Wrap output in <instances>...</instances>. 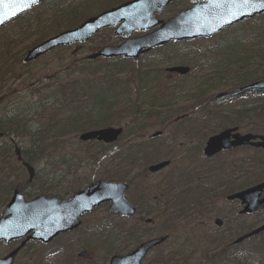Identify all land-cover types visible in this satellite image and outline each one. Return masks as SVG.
<instances>
[{
  "label": "trees",
  "instance_id": "trees-1",
  "mask_svg": "<svg viewBox=\"0 0 264 264\" xmlns=\"http://www.w3.org/2000/svg\"><path fill=\"white\" fill-rule=\"evenodd\" d=\"M50 1L38 5L14 21L21 23L20 30L24 34L29 30L32 32L26 33L24 38H20V34L5 37L4 51L0 53V80L4 79L6 74L11 73L15 64L21 62L20 56H13L14 49L18 46L24 45L26 48H30L48 36L78 25L92 13L100 12L126 0H92L88 4L83 2L71 8H57L55 12L49 15L47 10L53 9V7L47 6ZM30 12H33L31 18L29 17ZM255 18L262 19L264 15ZM255 18L240 22L218 34V40L212 47L213 50L207 47L203 49V55L199 61L195 59L197 57L196 52H194L193 57L187 56L192 64L189 65L191 71L194 69L193 66H197L200 68L199 71L203 72L205 65H200V61L211 63L215 60L217 64L215 63L216 67L213 68L211 73L213 75H210V79L204 76L205 84L209 83L210 86L205 85L202 89L192 90L191 99L176 109L172 108L170 100L172 93L179 90L174 86L169 88L165 86L171 85L172 82L168 81L170 80L168 78H166L167 80L163 79L164 59L152 62L140 57L138 61L133 62L123 58L112 60H86L85 58L76 60L72 58V61L65 68L66 80L64 82L60 81L61 72L56 69L45 78L47 82L53 80L55 83L47 84L41 88L34 106L68 107L67 112H65L68 114L66 117L61 118L59 114L55 113L50 117L47 124L30 135H25L29 133L26 129L27 121L22 119V113H19L17 108L8 110L0 117V131L3 133V137L0 138V207H3L8 201L14 189L28 197L35 196L38 192H49L47 188H40L32 195L26 192L25 187L32 184L27 183V179L22 177L24 168L16 160L13 144L8 143L5 140L6 137L27 136L25 139L29 142V150L39 155L47 150L50 145H55L61 135L79 134L107 126L121 127L123 132L114 144L106 146L94 141L87 144L102 150L107 148L118 152L115 155L113 152L110 153V155H114L113 158H110L109 154L101 157V161L111 160L110 164L108 161L105 166L103 177L110 180H125L134 166L169 157L157 154L159 150L163 149L152 145L159 138L149 139L146 138V134L150 128L169 126V120L171 121L176 117L183 116L181 121H190L189 127L194 128L196 134L206 135L229 126H237V128L249 132L264 133V124H261L264 120V103L253 105L250 108H247L246 105L229 106L227 104L229 100L242 95L216 97V94H211L215 88L219 87L218 84L222 85L225 90H231L264 78V70L262 72L259 70L264 64V25L253 23ZM27 37L30 39L26 40ZM194 42L197 41L185 43ZM185 43H173L157 50L162 53L165 59H170V56L178 55L179 46ZM207 53H210L211 59L214 60L205 59L204 55ZM218 54L221 55L222 59H217ZM223 61L226 62L224 65L226 69L221 66ZM22 65L28 66V64ZM226 73H230V84H221L227 78ZM208 80L209 82H207ZM0 98L1 104L7 95L0 93ZM163 112L165 116H162ZM161 118L162 121H159ZM212 118L222 122L215 125L207 123L210 122L208 119ZM204 128L212 129L205 131ZM136 140L135 144H127ZM149 149L153 153V158L150 157L152 153L148 154L147 150ZM20 153L22 161L29 164L33 162L27 151L20 148ZM140 158L144 161L139 162ZM116 159L119 161L115 162ZM252 176H248L247 180L243 179L237 182V190L251 184V180H254ZM146 209L155 221H157L156 218L160 219L164 225L165 233L170 235L175 227L177 233H186L185 227L189 223L188 211L182 210L179 204L173 205L169 202L163 203L160 207L147 206ZM109 217L116 222L124 221L121 218ZM134 219H136L135 223L127 230L118 223L110 225L112 226L111 229H106L108 226L105 227L104 222L98 221L90 226L92 236L97 237L95 241H98L100 237L108 236L116 237L118 240L122 237V241L125 239L128 242L138 243L149 234L147 230L149 224H144L140 216L134 217ZM28 244L26 246L29 247L35 244L40 251L36 255L28 257L22 264H46L49 256L46 254L48 245L43 246L33 242ZM109 247L112 249L111 242ZM206 255L207 252L204 254L205 260L213 257ZM183 256V249L175 251L174 254L169 255L172 258L169 262L175 261L174 264H186L187 260L182 259ZM62 261L63 264L75 263L68 258ZM162 263L166 264L167 262L162 260ZM55 264H61V261Z\"/></svg>",
  "mask_w": 264,
  "mask_h": 264
},
{
  "label": "rangeland",
  "instance_id": "rangeland-1",
  "mask_svg": "<svg viewBox=\"0 0 264 264\" xmlns=\"http://www.w3.org/2000/svg\"><path fill=\"white\" fill-rule=\"evenodd\" d=\"M89 1L92 0H51L49 3H47V6L53 7V9L51 11L47 10V12H49L50 15V13L55 12L57 8H71L76 4L83 2H85V4H88ZM190 5L191 2L189 0H179L173 2L165 8L159 18L165 20L168 17L174 15L180 9L188 8ZM32 13L33 12H30V18L32 17ZM96 13H92L91 15H94ZM47 17L49 16L47 15ZM262 19L255 18L253 23H261V25L263 26L264 20ZM15 20L6 24L0 31V53L4 51L3 45L5 43V37L7 35L16 36L20 34V38H24V35L26 33L30 34L32 32V30H29L24 34L22 30H20L21 23H16L14 22ZM45 25L51 26L48 24ZM30 37H27L26 40L30 39ZM217 40L218 38L217 36H215L209 40H198L194 43L182 44L179 46L180 52L178 53V55H172L170 56V59H165L162 53H160L158 50H152L142 57L143 60H151L152 62H157L158 60L164 59V66L162 67L163 79L168 78L170 79L168 81L172 82L171 85L165 86H167L168 88L174 86L177 88V90H179L172 93V98L170 100L172 108L176 109L183 106L185 101L191 99L192 93L196 88L202 89V87L205 85L210 86L209 83L205 84L204 76H207L210 79V75H213L211 74L212 70L216 67V62L214 59H211V54L207 53L206 55H204V58L214 61H212L211 63L207 61H200V65H205L203 72L201 73L199 71L200 68H197V66H193L194 69L184 77H179L176 75L170 76L164 71V68L172 65L191 66L192 64L190 63L187 56L193 57L194 52H196L197 57H195V59L199 61V58H201V56L203 55L202 50L206 47L211 50L212 47L216 44ZM120 41L121 38L115 37L112 29H104L97 35H95L89 42L79 47H77L78 45H72L67 49L60 48L50 54L40 57L39 59L25 67L22 65V62L15 64L11 73L6 74L4 79L0 80V93L8 95V97L1 104L0 111L2 107L6 108L11 106L13 108H17V111L19 113H22V119L27 121L26 129L29 133L25 135H30L33 132L41 129L45 124L49 122L50 117L55 113L59 114V117L61 118L66 117L68 114L65 112H67L66 110H68V107L34 106L38 92L41 90V88L47 86V84L49 85L55 83L53 80L47 82L45 78L57 69L61 72L60 81L64 82L66 80L65 68L70 63V61H72V58H75L76 60L84 59L85 56L96 51L99 47L103 45L118 44ZM27 49L28 48H26V46L20 45L14 49L13 56H20L22 60L23 55ZM217 59H222L220 54H218ZM225 63V61L221 62V66L223 67V69H226V66H224ZM259 70H261V72L262 70H264V64L261 65V68ZM226 76L227 78L221 84H230V73H226ZM207 82H209V80ZM218 86L219 87L215 88L211 92V94L215 95L219 92L225 91L222 85L218 84ZM261 103H264V93L244 94L227 102L229 106L246 105L247 108L253 107V105H260ZM259 107L262 108V106ZM162 116H165L164 112L162 113ZM159 121H162V118ZM171 121L169 120V122ZM219 122L222 121L215 118H212L211 120V123L213 125L219 124ZM189 124H191V122L185 120L183 122L174 123L172 125L170 124L169 126L165 127L150 128L147 131L146 138L154 130L161 129L164 132V135L156 140L152 146H157V148L160 147V149H163L159 150V153H157L160 156H169L168 158L161 160L170 161V164L166 169L161 171L159 174L152 176V184L155 183L156 180L160 179V177H167L171 173H173L176 170L177 164L184 165L187 162L186 158H189V160L193 161L195 164L204 163V158L201 156L202 154L200 152V149L197 151V149L191 147L192 156H189L186 153V150L190 148L188 147L189 145L185 143V140H182L180 138L177 139L175 137L195 135L193 128L189 127ZM56 129L58 128L56 127ZM245 131L246 130H242V132ZM9 138L13 139V141L16 142L19 148L27 151V153L33 159L31 165L35 169L36 175L33 182L31 183L32 185L29 187H25L26 192H28L29 195H32L40 188H47L49 192H44L47 195L55 194L59 195L61 198H65L73 192V189L85 187L89 183L94 182L98 179H104L103 174L105 173V166L107 165V162L109 160L106 159L101 161V157L109 154V157L113 158L115 153H118L115 152L114 149L106 148L102 150L96 146H91L87 143H81L78 140V134L74 133L61 135L56 143L54 141L55 145H50L47 150H45L43 153H40L39 155L29 150V142L27 139H25L27 138V136L6 137L5 140L8 143H11ZM134 142H137V140L131 141V143L129 142L127 144H135ZM189 144H193V146L196 145V147H198L199 142H197L196 139ZM124 148L125 146L123 147V149ZM147 151L148 154L152 153L151 149ZM111 152H113L114 155H110ZM241 155L243 154H238V158ZM150 157L153 158V153L150 155ZM117 161H119V159L115 160V162ZM143 161L144 160L142 158L139 159V162ZM158 161L156 160L148 162L146 164L140 163V165H136L133 167L132 172L136 173L141 169H146L148 165ZM110 162L111 160L109 161V164ZM258 176L264 177V173L258 172ZM22 177H25L24 179H27L25 169L23 171ZM39 193L40 192H38L37 194ZM219 203V199H216L213 202L209 213L204 211L201 212L199 219L201 221L200 224L198 222H193L192 225L189 218V223L185 227L186 233L180 232L175 235L172 234V236L162 246L150 251L148 255L142 260V263L163 264L162 260H166V264H174L175 261L169 262V260L172 259L171 257H169V255L174 254L175 251L183 249L184 258L182 259L187 260L186 264H264V235L262 237L263 239L256 237L233 246L230 251H228V253L224 255V257L215 259L214 261H211L209 263L206 261L207 259L205 260V252H207V254H211V256H213L212 254H216L219 252L217 251L215 253L214 250L218 246V241L221 242L222 240V238H219V232H213L214 229L212 226V220L215 217L221 219L224 218L223 213L219 212V210H225L226 208H224L223 202H221L220 204ZM1 209L2 207H0V211ZM138 209H140L139 206ZM138 213H140V211H138ZM108 215L109 214L107 212L106 205L99 206L90 214L83 217L82 224L76 230L77 232L66 233L56 237L51 243H49L47 247L46 254L49 256L47 257L48 261H46V264H55L60 261L61 264H63L62 260L67 258L71 259L77 264H108L111 255H124L131 251L139 242H128L125 239L122 241V237H120V239L118 240V238L116 237L108 236L100 237L98 241H95L97 240V237L95 235L92 236L90 226L98 221L104 222L105 227L108 226L106 227V229H111L112 226L110 225L118 223L123 225L125 230L131 227L136 221V219H132L116 222ZM150 216L152 217L150 213L144 212L141 218ZM230 218H233V216L229 215L226 220ZM260 218H262V214L253 216L252 218L237 217L236 236H240L248 228V226H250L251 224H255L256 221ZM211 227L213 230L208 233ZM147 230L149 231V234L142 240L149 237L165 234L164 225L159 218L157 219L154 226L148 227ZM236 236L230 239H226V241H224V244H226L227 242L231 243L236 238ZM105 239L107 240L104 242ZM212 240L214 241L212 242ZM110 242L112 249H110L109 247ZM16 244L17 243H10L9 245H4L3 243H0V257L4 256ZM29 244H31V242ZM81 250H85L89 253L88 260H83L77 257L76 254ZM39 251L40 250L36 247L35 244L31 247L25 246L17 255L14 264H22L24 260H26L28 257L36 255Z\"/></svg>",
  "mask_w": 264,
  "mask_h": 264
},
{
  "label": "water",
  "instance_id": "water-1",
  "mask_svg": "<svg viewBox=\"0 0 264 264\" xmlns=\"http://www.w3.org/2000/svg\"><path fill=\"white\" fill-rule=\"evenodd\" d=\"M46 0H38L28 9L12 16L11 13L20 4L9 2L0 5V14L10 18L0 23V28L10 20L27 12ZM174 0H130L118 6L104 10L101 13L89 17L78 26L63 30L54 36L40 42L29 49L23 62H31L59 46H70L75 43H85L90 37L103 28L113 27L116 36L127 37L116 46H103L98 51L87 56V59L124 57L136 61L140 54L158 46H163L171 41L193 40L196 38H210L222 29L232 26L253 16L264 14V6L259 0H253L250 5H245L240 0L235 3L232 0H191L189 8L178 11L166 21H159L154 17V12L161 13L166 5ZM235 13L238 18H232ZM240 13H245L241 15ZM230 21V22H229ZM156 25V29L142 36L129 37L135 30L147 31ZM170 73L185 75L189 72L186 66H173L167 68ZM264 89V79L257 80L240 88L221 93V95L242 93L248 90ZM233 129L224 130L208 138L204 154L212 156L221 149L248 144L255 136L250 134L240 135L234 133L233 141L229 142V134ZM119 127H105L96 130H88L81 133L78 139L82 142L96 140L105 144L113 143L121 134ZM161 135L156 131L152 137ZM1 136V133H0ZM259 143L255 146L264 148V137H259ZM14 154L20 160V150L14 145ZM168 165V161H162L148 167L150 172H156ZM28 173V182L32 180L34 170L24 163ZM126 185L119 181L98 180L95 183L73 193L69 198L61 200L58 196L47 197L43 194L26 199L18 190H14L0 212V242L7 245L12 241H19L18 245L0 257V264H13L21 248L28 242L36 241L48 244L59 234L70 232L81 224V215L90 213L102 203L109 202L108 211L121 217H131L135 214V208L125 199ZM264 191V182L237 192L228 198H237L244 205L240 213H252L264 208V199H259ZM150 220L147 219L146 222ZM216 224H220L217 219ZM264 230V224L257 229L239 238L234 243H239L253 234ZM165 236L150 238L138 244L131 252L125 255H112L108 264H142L141 260L153 247L161 244ZM78 257L87 259L88 253L80 251Z\"/></svg>",
  "mask_w": 264,
  "mask_h": 264
},
{
  "label": "flooded vegetation",
  "instance_id": "flooded-vegetation-1",
  "mask_svg": "<svg viewBox=\"0 0 264 264\" xmlns=\"http://www.w3.org/2000/svg\"><path fill=\"white\" fill-rule=\"evenodd\" d=\"M2 114H5V112ZM211 120L212 119H208L210 122L207 123H211ZM174 122L178 123L180 120ZM261 124H264V120H262ZM233 128H235V131L229 134V142L234 140L232 135L237 132L240 135L251 133L255 138L250 140L248 144L222 149L209 157L204 155L206 141L211 135ZM210 129L212 128H204L205 131H210ZM193 130L195 135L175 137L177 139L180 138L185 140V143L189 145L188 147L190 148L186 150V153L189 156H192L191 147L197 149V151L200 149L201 156L204 158V163L195 164L193 161H190L189 158H186L187 162L184 165L177 164L176 170L173 173L167 177H160V179L156 180L153 184L151 182V178H153L152 176L159 174L164 169L150 172L147 171L148 167H146V169H141L137 173L131 172L127 175V179L124 180L125 185L127 186L125 196L128 202L135 207V213L140 211L141 214L138 213V217H141L144 212H148L146 211L147 206L160 207L163 203L169 202L173 205L179 204L182 210L188 211L187 218L188 220L190 218L192 225L193 222L201 223L199 220L201 212L204 211L209 213V210L216 199H219L220 203L223 202V206L226 209H221L219 212L223 213L224 218L221 219L215 217L212 220L214 230L211 227L208 232L210 233L211 230H213V232H219V238H222L221 242L218 241V246L214 250L215 253L217 251L219 252L212 254L213 257L206 260L209 263L215 259L224 257V255H226V253L232 248L228 242L224 244V241L237 235V217L252 218L253 216L262 214V218L258 219L255 224L248 226L241 236L264 224V208L252 213H240L243 207L240 201L237 200V198H228L237 193V182H240V180L243 179L247 180V176L253 175L252 177H254V180H251L252 183L242 189L264 182V177H258V172L264 173V148L253 145V143L260 142L259 137H264V133L255 131L242 132L237 126L217 129L214 133L212 132L206 135L196 134L194 128ZM196 139L197 142H199L198 147L189 144ZM241 153L243 155L238 158V154ZM182 170H185L186 172ZM259 199H264V191L261 192ZM138 206L140 209H138ZM229 215H232L233 218L226 220ZM135 216L137 215L135 214L134 216L129 217V220L133 219ZM217 219L220 221V224H216L215 221ZM153 222H155L154 219ZM172 234H177L176 227L172 230L170 235L167 233L163 235L166 236L168 240ZM263 235L264 230L260 233L253 234L248 239L256 237L263 239ZM213 241L214 240H212V242ZM206 256H211V254H207Z\"/></svg>",
  "mask_w": 264,
  "mask_h": 264
},
{
  "label": "snow or ice",
  "instance_id": "snow-or-ice-1",
  "mask_svg": "<svg viewBox=\"0 0 264 264\" xmlns=\"http://www.w3.org/2000/svg\"><path fill=\"white\" fill-rule=\"evenodd\" d=\"M9 2V0H0V5H4L5 3ZM38 2V0H10V3L15 5V4H20L22 5V7H17L14 11H12L11 15L15 16L17 15L19 12L24 11L26 9H28L31 5L36 4ZM233 3L236 2V0H232ZM240 2H242L245 5H250L251 3H253V0H240ZM259 3L264 6V0H259ZM241 15L245 14V13H240ZM10 18L7 15H3L0 14V23L3 22L4 19H8ZM232 18H238L237 15L235 13L232 14ZM230 22V21H229Z\"/></svg>",
  "mask_w": 264,
  "mask_h": 264
}]
</instances>
